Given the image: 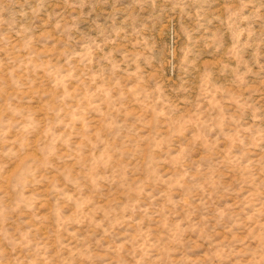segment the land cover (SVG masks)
<instances>
[{
	"label": "rangeland",
	"instance_id": "374dc122",
	"mask_svg": "<svg viewBox=\"0 0 264 264\" xmlns=\"http://www.w3.org/2000/svg\"><path fill=\"white\" fill-rule=\"evenodd\" d=\"M0 264H264V0H0Z\"/></svg>",
	"mask_w": 264,
	"mask_h": 264
}]
</instances>
